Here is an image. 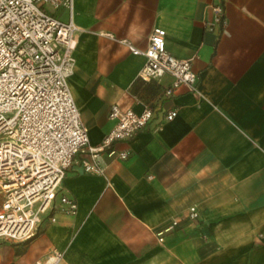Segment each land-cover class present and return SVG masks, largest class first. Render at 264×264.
<instances>
[{
  "label": "crops",
  "instance_id": "1",
  "mask_svg": "<svg viewBox=\"0 0 264 264\" xmlns=\"http://www.w3.org/2000/svg\"><path fill=\"white\" fill-rule=\"evenodd\" d=\"M44 9L69 20L66 9ZM72 21L68 84L89 145L111 130L112 104L149 107L152 119L109 146L125 159L98 155L99 174L78 153L35 236L0 246V264L53 251L58 264H264V0H73ZM155 28L190 61L198 93L166 95L169 75L138 78L144 57L126 42L143 50Z\"/></svg>",
  "mask_w": 264,
  "mask_h": 264
},
{
  "label": "built area",
  "instance_id": "2",
  "mask_svg": "<svg viewBox=\"0 0 264 264\" xmlns=\"http://www.w3.org/2000/svg\"><path fill=\"white\" fill-rule=\"evenodd\" d=\"M45 5L66 9L69 20L55 17ZM72 8L73 0H0V236L14 241L35 236L78 153L88 154L82 159L83 170L99 174L98 155L107 152L125 159L128 152L109 146L116 140H129L152 119L149 107L136 112L112 104L108 113L111 130L100 144L89 145L88 131L68 84L79 31L72 21ZM126 44L131 53L144 57L140 80L169 75L172 83L166 95L180 86L198 93L190 61L166 50L164 29L155 28L143 50ZM175 115L170 111L165 118L171 120ZM60 202L66 205L61 210L75 213V202L65 197ZM187 217H199L195 206L188 208ZM62 256L53 251L34 264H58Z\"/></svg>",
  "mask_w": 264,
  "mask_h": 264
},
{
  "label": "rangeland",
  "instance_id": "3",
  "mask_svg": "<svg viewBox=\"0 0 264 264\" xmlns=\"http://www.w3.org/2000/svg\"><path fill=\"white\" fill-rule=\"evenodd\" d=\"M13 242H14V240H11V239H8V238H4V237L0 236V246L9 247V246H11L9 243H13Z\"/></svg>",
  "mask_w": 264,
  "mask_h": 264
},
{
  "label": "trees",
  "instance_id": "4",
  "mask_svg": "<svg viewBox=\"0 0 264 264\" xmlns=\"http://www.w3.org/2000/svg\"><path fill=\"white\" fill-rule=\"evenodd\" d=\"M33 238V237H32ZM31 239V238H30ZM29 240V239H28ZM25 241H27V240H25Z\"/></svg>",
  "mask_w": 264,
  "mask_h": 264
}]
</instances>
